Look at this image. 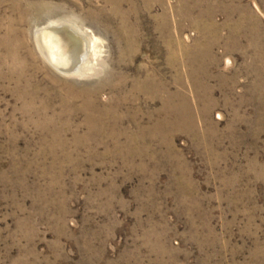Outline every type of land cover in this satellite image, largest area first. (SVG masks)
Masks as SVG:
<instances>
[{"label": "rangeland", "instance_id": "obj_1", "mask_svg": "<svg viewBox=\"0 0 264 264\" xmlns=\"http://www.w3.org/2000/svg\"><path fill=\"white\" fill-rule=\"evenodd\" d=\"M0 264H264V0H0Z\"/></svg>", "mask_w": 264, "mask_h": 264}, {"label": "bare ground", "instance_id": "obj_2", "mask_svg": "<svg viewBox=\"0 0 264 264\" xmlns=\"http://www.w3.org/2000/svg\"><path fill=\"white\" fill-rule=\"evenodd\" d=\"M36 35L41 54L53 68L64 74L82 72L88 57L87 42L70 25H51Z\"/></svg>", "mask_w": 264, "mask_h": 264}]
</instances>
